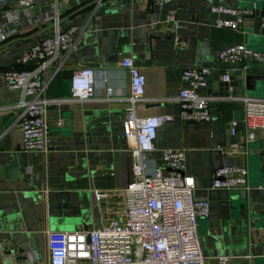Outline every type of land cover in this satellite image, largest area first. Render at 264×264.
<instances>
[{"label": "crops", "instance_id": "obj_1", "mask_svg": "<svg viewBox=\"0 0 264 264\" xmlns=\"http://www.w3.org/2000/svg\"><path fill=\"white\" fill-rule=\"evenodd\" d=\"M91 1L70 0L61 19L63 25H78L81 35L75 48L59 59L62 67L45 91L51 137L45 153L22 149L20 110L14 107L19 91L4 85L2 72L16 55L46 36L50 26L33 29L23 20L19 35L0 45V116L12 114L0 126V166L9 167L0 176V264H46L48 231L74 232L123 216L120 190L131 180L132 156L122 130L129 76L120 63L128 54L145 77L137 115L169 116L157 129L148 171L162 168V148L183 147L194 193L209 201V215L197 225L205 264H264V128L260 120L251 119L231 134L227 120V110L233 116L234 110H243L244 98H264V93L237 100L213 95L211 75L199 91L211 98L213 117L194 124L181 122L178 98L185 67L211 66L221 78L227 67L218 59L221 49L243 42L264 54V0H174L172 7L184 21L177 31L184 47L174 45V32L164 22L169 5L152 0L87 5ZM212 5L254 8V14L236 31L216 28L211 26ZM47 9L42 5L40 12L44 15ZM244 61L250 65L244 72H264L253 66L260 62ZM83 67L94 71V94L83 102L70 100V77ZM55 120L59 127L50 126ZM61 129L62 134H54ZM226 165L248 168L250 188L245 193L211 187L213 171ZM220 256L228 259L219 263Z\"/></svg>", "mask_w": 264, "mask_h": 264}, {"label": "built area", "instance_id": "obj_2", "mask_svg": "<svg viewBox=\"0 0 264 264\" xmlns=\"http://www.w3.org/2000/svg\"><path fill=\"white\" fill-rule=\"evenodd\" d=\"M70 0H0V45L19 35L23 20L33 29L49 25L46 36L32 42L11 65L2 72L4 85L19 91L14 107L20 110L19 124L22 149L26 152H47L50 133L46 106L50 101L45 91L52 76L62 67L60 58L73 50L80 38L78 25H63L61 19ZM169 5L164 22L174 32L176 47L185 42L177 31L184 21L172 7L174 0H152ZM48 7L43 15L40 7ZM211 26L238 30L254 8L212 5ZM46 15V16H45ZM264 29V15L260 16ZM218 59L227 67L221 75L228 79L229 64L237 61H262L264 54L235 42L218 52ZM129 76V93L122 130L132 156L131 180L120 190L124 202L122 217H112L105 223L79 231H48L46 264H205L201 253L197 225L209 215V201L194 193V178L185 172V148H162V168L147 169L149 152L155 149L157 129L169 119L167 115L141 117L136 104L144 100L145 77L131 54L120 63ZM211 66L185 67L180 79L179 117L184 124L209 122L211 98L199 89L207 86L212 75ZM95 74L92 68H78L70 77V100L83 102L93 96ZM110 95L111 89H106ZM243 121L260 120L264 128V98H244ZM237 122H228L231 134ZM252 133L248 134V138ZM248 168L245 165H226L212 173L211 187L237 189L245 193L249 188ZM219 263L228 259L217 258Z\"/></svg>", "mask_w": 264, "mask_h": 264}, {"label": "water", "instance_id": "obj_3", "mask_svg": "<svg viewBox=\"0 0 264 264\" xmlns=\"http://www.w3.org/2000/svg\"><path fill=\"white\" fill-rule=\"evenodd\" d=\"M98 0H93L87 5L94 4ZM253 1V0H252ZM256 6V3H254ZM62 22V20H61ZM43 30L37 31L34 35L39 34ZM254 67L263 68L264 69V60L257 65H253ZM230 69L228 70V79L222 80L220 78V73L218 70L212 72V94L220 97H224L229 100H237L242 98L244 95L248 94H258L262 95L264 93V72L263 73H246L242 70V68H250V65L245 61H237L229 64ZM250 96V95H248ZM227 120L228 122L232 119L237 122L236 127L239 129L244 128L243 122V110L236 109L234 110V115H230L231 110H227ZM12 114H6L0 116V126L3 125L8 118H10ZM50 126L59 127L58 120H55L53 124ZM65 126V124H64ZM59 133L62 134V129L55 132V135ZM9 167L0 166V176L4 170H7Z\"/></svg>", "mask_w": 264, "mask_h": 264}]
</instances>
